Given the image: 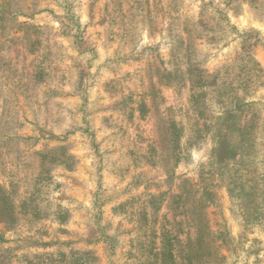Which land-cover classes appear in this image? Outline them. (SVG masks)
<instances>
[{
  "label": "trees",
  "instance_id": "trees-1",
  "mask_svg": "<svg viewBox=\"0 0 264 264\" xmlns=\"http://www.w3.org/2000/svg\"><path fill=\"white\" fill-rule=\"evenodd\" d=\"M168 3L175 14L179 12L174 0ZM221 3L232 10L247 4L264 21V0ZM143 5L140 0H129L128 17L132 21ZM211 6L203 4L196 17L185 20L183 34L176 35L173 41L171 58L164 68H155L144 93L138 96L119 88L116 80L105 85V92L114 102L111 111L130 123L145 120L157 108L156 101L162 100L160 88L187 91L185 113L182 108H165L157 139L144 138L138 143L135 138L126 146L133 166L162 168L170 184L168 191L145 192L120 204L123 208L139 203L134 215L143 238L141 264H226L221 251L231 236L225 230H213L209 217V210L218 205L219 188H225L232 210L240 215L245 228L264 220V103L254 99L264 86V67L256 58L259 35L252 30L238 31L225 9L217 6L211 11ZM37 7L36 0H0V226L6 231L45 221L61 228L72 219L71 211L55 202L54 194L60 186L55 172L75 171L78 159L64 145L42 146L40 150L18 148L19 141L36 143L38 139L21 136L24 123L16 117L15 108L22 101L33 107L34 97L44 88L45 104L57 98L58 90L68 83V76L62 69L60 72L66 55L63 45L56 41L57 35L70 37L80 54L92 50L84 47L82 25L70 5H66L60 34L19 21L21 16L32 19ZM231 35L239 44L232 59L213 72L196 60L198 41L213 47L226 46ZM28 57L32 59L30 63L23 60ZM85 76V70L78 74L73 84L78 90ZM109 119L105 117L103 124ZM207 143L210 150L198 167L196 179H184L173 188L176 170L190 162L194 150ZM95 208L99 209L90 243H103L114 252L118 238L110 233V224L103 223L97 202ZM167 208L172 216L164 213ZM6 242L0 232V264H12L16 258L14 248L3 247ZM21 259L22 264L100 263L94 250L83 249L24 253Z\"/></svg>",
  "mask_w": 264,
  "mask_h": 264
},
{
  "label": "rangeland",
  "instance_id": "rangeland-1",
  "mask_svg": "<svg viewBox=\"0 0 264 264\" xmlns=\"http://www.w3.org/2000/svg\"><path fill=\"white\" fill-rule=\"evenodd\" d=\"M140 1L144 7L133 21L128 17L129 0H117L114 4L112 0H36L37 14L32 19L19 18L20 22L48 27L52 33L60 34L66 5H70L82 25L84 47L92 51L80 54L70 37L57 35L56 41L63 45L66 55L59 66L60 72L62 69L68 76V83L58 90L57 98L49 99L45 104L42 98L44 88L34 97L33 107L22 101L15 108L16 117L24 123L21 136L38 139L36 143L19 141L18 148L40 150L42 146L64 145L79 164L75 171L55 172V180L60 183L54 194L55 202L72 214L66 227L60 228L51 221L34 227L25 223L12 231L3 230L0 226V232L7 240L3 247L16 250L12 264H22L21 255L24 253L56 252L60 249L94 250L100 258L99 264H141L143 252L140 241L143 238L134 215L139 203L123 208L120 204L145 192L168 191L170 184L162 168L133 166L126 146L135 138L138 143L144 138L157 139L165 108H182L181 112L185 113L187 91L160 88L162 100L158 98L156 101L157 108H153L145 120L130 123L124 121L119 113L111 111L114 102L105 92V85L116 80L119 88L138 96L144 93L155 68H164L171 58L173 41L176 35L183 34L185 20L196 17L203 4H212L209 7L211 11L217 6L225 9L231 25L238 31L258 33L260 45L256 58L264 67V21L256 17L249 5L242 4L232 10L225 8L222 0H174V4L179 6V12L175 14L172 6L168 7V0ZM227 41L226 46L216 47L198 41L195 44L196 60L210 72L215 71L232 59L238 49L235 35ZM23 60L26 63L32 61L29 57ZM83 70L86 76L81 90H78L73 84ZM254 99L264 103V86ZM105 117L110 119L104 125ZM33 144L36 145L31 148ZM209 150L210 144L207 143L192 152L190 162L176 170L173 188L184 179H196L198 167L206 161ZM95 202L102 211L103 223L110 224V233L118 238L119 245L114 252L103 243H90L94 240L90 238L91 227L99 209L95 208ZM168 212L172 216L173 212L165 209L164 213ZM209 217L213 230H225L231 236L221 251L226 264H264V220L261 224L245 228L240 215L232 210L223 187L218 189V205L209 210Z\"/></svg>",
  "mask_w": 264,
  "mask_h": 264
}]
</instances>
